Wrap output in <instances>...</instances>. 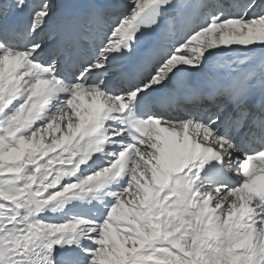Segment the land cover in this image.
Listing matches in <instances>:
<instances>
[{"label":"snow or ice","instance_id":"snow-or-ice-1","mask_svg":"<svg viewBox=\"0 0 264 264\" xmlns=\"http://www.w3.org/2000/svg\"><path fill=\"white\" fill-rule=\"evenodd\" d=\"M0 264H264V0H0Z\"/></svg>","mask_w":264,"mask_h":264}]
</instances>
